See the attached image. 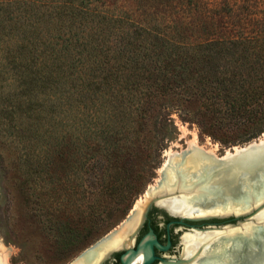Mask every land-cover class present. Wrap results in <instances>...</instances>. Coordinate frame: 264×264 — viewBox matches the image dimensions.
Wrapping results in <instances>:
<instances>
[{
  "label": "rangeland",
  "instance_id": "374dc122",
  "mask_svg": "<svg viewBox=\"0 0 264 264\" xmlns=\"http://www.w3.org/2000/svg\"><path fill=\"white\" fill-rule=\"evenodd\" d=\"M59 3L42 8L48 13L42 20L43 13L34 16L45 24L42 47L28 38L36 28L31 19L9 24L6 33L0 23V250L4 249L7 264H69L81 249L112 231L136 205L147 206L146 190L156 185L170 152L184 148L189 141L220 154L247 143L226 142L241 133L234 123H221L214 139L180 110L169 111L175 132L161 120L156 133L153 124L141 126L138 98L146 87L144 80L126 78L124 58H111L118 50L125 53L124 37L129 38L125 34L129 27L113 23L102 32L103 19L96 13L61 7ZM100 7L96 11L104 15L116 12ZM44 19L53 21L49 31ZM39 28L43 26L39 24ZM51 42L60 50L59 57L50 55ZM83 62L86 70H82ZM118 101L110 112L111 103ZM189 107V103L180 106ZM95 108L99 114H95ZM163 111L161 102L156 103L150 119ZM129 114L135 121L134 132L149 147L146 161L141 155L134 161L135 169L139 172L143 167L144 171L139 193L119 220L95 239L77 243L75 250H69L73 235H65L62 228L71 225L79 229L94 212L102 213L112 203H108L112 197L108 184L114 177L108 176L111 170L104 166L98 170L97 163L111 147L108 133H117L120 138L128 134L124 118ZM96 115L103 123L98 131L92 127ZM122 172L123 167L118 170V180ZM63 213L70 225L63 220Z\"/></svg>",
  "mask_w": 264,
  "mask_h": 264
},
{
  "label": "trees",
  "instance_id": "16d2710c",
  "mask_svg": "<svg viewBox=\"0 0 264 264\" xmlns=\"http://www.w3.org/2000/svg\"><path fill=\"white\" fill-rule=\"evenodd\" d=\"M101 1L0 0V23L6 33L10 31L9 24L31 19L35 31L33 35L26 33L38 48L46 40L45 24L41 20L48 13L42 8L50 3L60 2L61 7L96 13L103 19L100 20L102 32L113 23L120 28L121 24L128 26L125 34L129 38L122 36L125 53L118 50L111 58L115 59V55L124 58L121 61L126 78L144 80L146 87L138 98L141 126L153 124L154 132H158L162 121L169 131L175 132L169 111L180 110L202 133L214 139L221 123H234L241 133L232 141H226L229 144L248 142L264 132V0H105L98 6L97 2ZM100 6L116 12L104 15L96 11ZM40 13L43 14L38 21V16H34ZM44 20L49 31L53 21ZM39 24L43 28L40 29ZM51 49L50 55L60 56V50L52 42ZM71 56L73 62L74 54ZM84 56L90 60L86 54ZM85 63L82 70L87 68ZM116 99L118 97L113 100ZM158 102L164 111L150 119ZM116 103L119 101L111 103L110 112L117 107ZM184 103L191 107L181 109ZM94 112L99 114L96 108ZM124 121L128 134L120 138L117 133H108L106 139L111 147L106 148V153H102L104 159L97 163L98 170L104 166L111 170L108 176L114 177L112 184H108V194L112 196L108 203H112L106 205L109 207L102 213L94 212L79 229L72 228L69 217L62 214L65 223L70 225L62 228L63 233L70 238L73 235L67 245L69 250H75L77 243L99 236L119 220L139 193L144 171L142 167L138 172L134 161L138 160V155L146 161L149 147L134 132L135 121L131 114ZM113 122L115 126L117 119ZM102 126L96 115L92 127L98 131ZM122 167V180H118V170Z\"/></svg>",
  "mask_w": 264,
  "mask_h": 264
},
{
  "label": "water",
  "instance_id": "95a60500",
  "mask_svg": "<svg viewBox=\"0 0 264 264\" xmlns=\"http://www.w3.org/2000/svg\"><path fill=\"white\" fill-rule=\"evenodd\" d=\"M159 176L156 188L175 177L176 182H187L188 188L193 189L191 199L195 206L220 210L192 217L169 211L192 221L221 220L217 224L191 225V230L237 226L252 221L251 232L232 236L236 245L226 253L232 252L235 256L227 264H264V216L256 217L264 210V139H253L237 149L231 147L229 153L223 154L189 141L184 148L173 151ZM152 203L155 202L150 200L147 206Z\"/></svg>",
  "mask_w": 264,
  "mask_h": 264
},
{
  "label": "flooded vegetation",
  "instance_id": "af4514ba",
  "mask_svg": "<svg viewBox=\"0 0 264 264\" xmlns=\"http://www.w3.org/2000/svg\"><path fill=\"white\" fill-rule=\"evenodd\" d=\"M135 216L134 208L129 215L104 236L96 238L77 253L69 264L85 260L90 254L88 264H172L183 260L184 243L182 235L191 230V225L204 226L219 223L221 220L209 219L192 221L172 215L165 207L152 203L145 206L142 218L135 227L126 233L120 243L111 247L98 260L97 252L110 242L121 225L129 223ZM116 231V232H115ZM185 232V233H187ZM181 234V235H180ZM145 253L144 257L141 254Z\"/></svg>",
  "mask_w": 264,
  "mask_h": 264
},
{
  "label": "bare ground",
  "instance_id": "6f19581e",
  "mask_svg": "<svg viewBox=\"0 0 264 264\" xmlns=\"http://www.w3.org/2000/svg\"><path fill=\"white\" fill-rule=\"evenodd\" d=\"M259 139H264V135ZM196 143V142H191ZM237 149L238 147H234ZM173 152L168 154L166 161L162 166V170L167 166L169 161V156ZM229 153V150L226 151ZM188 162V160H187ZM161 170V171H162ZM160 175V174H159ZM160 177V176H159ZM160 179V178H159ZM157 180V182L159 181ZM175 177L169 178V180L162 186L156 188V185L147 188L146 200L149 202L153 200L156 204L165 207L168 211L174 214L186 215V216H203L208 214L219 213L218 209H202L194 205L191 197L194 192L193 189L188 188L187 182H182L179 184L176 182ZM146 203L136 205L135 216L129 221L127 226L125 224L121 225L119 230L110 236V242L107 246L103 247L99 252H97L96 259L101 258L103 254L107 252L108 249L117 245L126 236V233L131 231L135 225L138 224L142 218V213ZM264 216V210H260L257 213V218ZM254 223L245 222L237 226H225L222 228H212L203 231L191 230L182 236V241L184 243L183 260L177 264H227L230 259L235 255L231 253H226L227 249L231 246L236 245V239L232 236H236L237 233L251 232ZM0 264H7L5 261V256L3 255L4 249L0 250ZM145 253L141 254L144 257ZM91 255L85 256V260L81 259L72 264H88ZM172 264V262L170 263ZM174 264V263H173ZM176 264V263H175Z\"/></svg>",
  "mask_w": 264,
  "mask_h": 264
}]
</instances>
